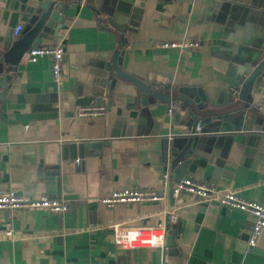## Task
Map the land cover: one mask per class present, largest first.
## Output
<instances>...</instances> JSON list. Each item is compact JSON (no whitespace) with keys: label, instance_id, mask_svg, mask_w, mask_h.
I'll use <instances>...</instances> for the list:
<instances>
[{"label":"crops","instance_id":"1","mask_svg":"<svg viewBox=\"0 0 264 264\" xmlns=\"http://www.w3.org/2000/svg\"><path fill=\"white\" fill-rule=\"evenodd\" d=\"M44 1L0 0V47L24 33ZM66 1L62 28L39 46H62L60 85L47 56L29 63L25 53L0 89V188L63 199L68 210L0 212V264H264V231L246 254L252 219L240 211L185 205L163 248L123 249L111 225L131 218L163 224L170 198L113 208L100 202L112 191L159 192L161 174L174 179L184 158L183 178L264 205V107L251 108L264 97V78L248 108L238 97L262 51L264 0H142L137 24L122 36L121 69L162 94L188 96L191 106L156 101L108 68L117 46L108 20L128 26L136 0ZM17 26L23 30L14 37ZM183 39L199 47H155ZM100 104L103 117L76 116ZM171 105L180 110L168 116ZM191 113L199 121L194 131ZM7 227L13 239L3 236Z\"/></svg>","mask_w":264,"mask_h":264},{"label":"built area","instance_id":"2","mask_svg":"<svg viewBox=\"0 0 264 264\" xmlns=\"http://www.w3.org/2000/svg\"><path fill=\"white\" fill-rule=\"evenodd\" d=\"M22 30L21 26H17L13 31L14 37H18ZM155 47L184 51L197 49L199 45L194 41L183 39L174 43H157ZM63 55L64 50L60 45L37 47L27 53V62L35 63L39 57L47 56L50 59L52 81L58 86L62 78ZM263 107L264 97H261L259 102L251 104V108L254 110L260 111ZM179 110L180 107L178 105H171L167 108L166 114L171 116ZM105 113V107L100 104L82 107L77 110L76 116L92 119L103 117ZM160 186L159 192L152 189L112 191L100 199V202L107 208H113L116 205L165 203L170 198L172 204L161 208L160 212L168 216L171 222L176 218V211L182 209L185 205L218 203L221 206L240 211L251 217L252 224L245 253L250 254L255 249L257 239L261 232L264 231V205L242 199L235 191L217 189L196 179L183 178L176 182L168 171H164L161 174ZM185 197H189L188 201L184 199ZM23 209H40L63 214L68 210V203L63 199L51 198L46 194L32 198L0 188V212H13ZM111 229L113 231L114 244L123 249L163 248L167 234L164 223L154 226L139 224L137 223V218L125 219L114 223L111 225ZM3 236L9 239L15 237L14 233L8 230V227L3 232Z\"/></svg>","mask_w":264,"mask_h":264},{"label":"water","instance_id":"3","mask_svg":"<svg viewBox=\"0 0 264 264\" xmlns=\"http://www.w3.org/2000/svg\"><path fill=\"white\" fill-rule=\"evenodd\" d=\"M95 1V0H93ZM98 1V0H97ZM96 1V2H97ZM73 4L75 2H72ZM71 3L66 0H45L40 6L38 12L32 17L24 31V33L15 41L0 47V89L5 87L8 79L9 72L12 67L19 63L21 58L25 53L30 50L37 48L42 44L48 36L55 38L62 28V21L64 18V13L68 9ZM136 8L133 13V17L129 22L128 26H117L109 19L108 23L110 25V31L117 38V46L113 51L111 58L109 60L108 68L113 72L116 79L124 80L131 83L138 91L153 98L156 101L162 103H171L177 101H184L188 106H191L189 102V97L185 95H165L155 89H152L147 83L136 77L125 73L122 67V57L125 51L121 50L122 46V36L126 34L129 26H134L137 24L136 17L141 13L142 0H136L134 3ZM262 49L259 55V60L250 68L245 70L246 76L242 80L239 88L238 97L241 101L247 102L246 108H248L251 102L250 94L253 91L256 81L260 78H264V43L260 46ZM187 97L188 100L185 98ZM247 110V109H246ZM194 123L196 124L193 131L197 128V123L199 122L195 113H191ZM94 147L96 144H88V147ZM189 161L184 158L177 160V165L174 167V181H180L185 175H187V165ZM49 180V179H48ZM47 180V181H48ZM51 180V179H50ZM51 190V187H49ZM49 192V191H47ZM58 194V193H57ZM59 196V195H57ZM172 203V200H170ZM164 226L167 234H171L170 230V220L168 216H165ZM172 228V227H171Z\"/></svg>","mask_w":264,"mask_h":264}]
</instances>
